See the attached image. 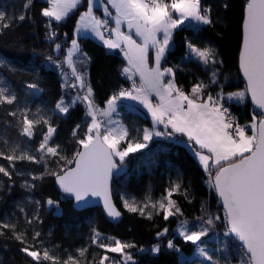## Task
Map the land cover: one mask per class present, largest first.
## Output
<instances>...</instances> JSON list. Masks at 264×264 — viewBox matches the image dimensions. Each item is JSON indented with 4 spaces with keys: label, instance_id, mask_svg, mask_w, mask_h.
<instances>
[{
    "label": "snow or ice",
    "instance_id": "obj_1",
    "mask_svg": "<svg viewBox=\"0 0 264 264\" xmlns=\"http://www.w3.org/2000/svg\"><path fill=\"white\" fill-rule=\"evenodd\" d=\"M46 3L47 6L41 10V15L47 18L46 27L50 29L46 38L55 41L57 33L52 29L53 23L66 21L84 0H46ZM30 4L31 0H26L25 8ZM97 5L105 18L95 15ZM227 6L224 5L225 8ZM13 19L22 22L26 16L7 18L5 12L0 11V34L12 26ZM110 20L114 22V27L110 26ZM213 23L212 7L204 5L202 0H87L86 10L79 15L75 35L91 33L107 49H119L127 61L122 74L131 81L130 87L121 88L111 95L104 108H100L95 103L94 91L87 77L91 57L82 52L74 38L63 63L71 66L75 82L68 85L66 80L65 87L70 86L79 91L70 102L61 98L55 108L66 116L76 103L86 106L85 115L90 117L86 131L82 137H78L77 125L72 133L78 145L77 150L69 158L63 146L53 141L57 128L51 123V118H46L40 110L33 114V118H29V110L25 109L21 112L22 135L32 139L37 126H46L34 150L38 155L28 150L17 155V148L5 142L7 150H0V158L9 161L13 169L14 161L44 164L47 173L55 177L60 190L71 197L78 208L87 207L91 203L90 197L99 198L106 214L119 219L122 214L113 203L112 181L114 176L123 171L126 159L131 154L147 149L154 138L184 144L198 158L207 174L209 187L222 203L227 225L225 234L234 236L238 242L236 264H264V0L246 2L239 55V67L246 81L243 90L225 93L220 85L219 73L212 67L209 84L199 81L190 91H185L177 85L176 69L164 65L174 46V34L181 25L199 31L200 25ZM185 46L189 58L205 67L223 63L213 47H198L189 40L185 41ZM60 49L61 45L55 43L54 50ZM74 56L78 57L83 70L77 71ZM47 60L60 66L52 56H48ZM210 84L218 85L220 91L215 95L208 92ZM27 87L39 88L34 83H29ZM249 98L259 111L252 113L251 122L242 125L230 112L226 101L243 103ZM16 100L15 92L0 87V106L11 105ZM120 100L134 101L143 106L151 118L152 127L135 129L137 135L130 138L129 127L119 118ZM126 107L136 111L134 105ZM8 114L16 116L17 112ZM52 158H55L58 171L48 170V161ZM0 174L11 180L13 172L0 166ZM31 179H43V175H32ZM23 186L30 191L35 188V184L27 181ZM174 193H181L179 182L166 189V194L159 200L153 201L149 196L145 201L137 202L134 197H122L123 206L128 212L138 213L149 220L154 215H162L167 221L171 217L183 216L177 201L172 198ZM182 194L188 198L186 190ZM45 203L49 208L60 210L59 201L49 198ZM198 219L202 223L193 229L189 228L186 220H181L179 235L185 242L197 245L199 255L210 264H221L205 247L200 246L221 217L206 213ZM25 220L29 226L34 221L42 222L39 214L31 219L25 217ZM3 229L11 230L14 238L26 245L21 251L37 261V264L41 260L62 264L59 256L50 254L51 249L44 248L41 251L34 244H28L26 230L17 232L15 223L0 221V235H3ZM167 232L165 228L157 236ZM40 235L39 231H33L32 240L36 241ZM90 239L105 253L93 264H135L132 253L126 251L135 247L134 244L102 236L95 228ZM106 240L109 242L106 243ZM167 247L174 249L176 246L172 240H168ZM87 250V247L76 249L79 257H85ZM160 250L159 245L152 249L156 254ZM107 253L119 254L121 259L112 260ZM63 264L84 262L69 253ZM224 264H231V261L225 259Z\"/></svg>",
    "mask_w": 264,
    "mask_h": 264
},
{
    "label": "trees",
    "instance_id": "obj_2",
    "mask_svg": "<svg viewBox=\"0 0 264 264\" xmlns=\"http://www.w3.org/2000/svg\"><path fill=\"white\" fill-rule=\"evenodd\" d=\"M25 2L26 0H0V11H4L7 18L26 16L22 22L13 19L12 26L0 34V81H3L0 87H7L17 96L13 104L0 106V150H7L5 148L7 142V145L17 148V155L25 150L38 155L34 150L39 144L42 133L46 131V126L43 124L37 126L34 129V137L29 139L21 133V112L28 109L29 118H33V114L40 110L46 118H51V123L57 128L53 141L60 143L64 153L71 158L78 148L72 136L73 130L79 125L77 136L82 137L90 117L85 115L86 106L83 103L72 106L66 116L59 114L55 105L61 98L70 102L79 91L70 86L65 87L66 80L67 84L71 85L75 79L73 76H66L71 70L62 61L75 38L78 18L86 10L87 0H84V3L65 22L53 23L52 29L57 33L55 41L46 38L50 29L46 27L47 18L41 15L42 8L47 6L46 0H31L27 8ZM246 2L247 0H202L204 5L212 7L214 23L199 26V31L187 26L176 30L173 49L167 55L164 65L176 69L178 86L190 91L199 81L209 84L212 67H215L225 93L226 89L237 85L245 88L239 73L238 59ZM225 4L228 5L227 8L224 7ZM97 11L103 16L102 9ZM186 40L192 41L198 47L215 48L223 63L205 67L189 58L185 46ZM78 42L82 52L91 57V62L87 66L88 81L94 91L95 103L100 108H104L111 95L128 85V81L121 76L122 68L127 66V61L120 51H110L90 37H80ZM55 43L61 45L59 54L54 50ZM48 56L60 62V66L57 67L62 72L49 65ZM75 67L77 71L83 70L79 60H76ZM29 83L37 84L39 88L30 89L27 87ZM207 91L215 95L220 91V87L210 84ZM79 94L83 95V92ZM226 103L236 118L242 122H250L248 114L252 107L248 99L243 103L236 101L230 103L226 101ZM127 105L130 104L121 102L118 112L119 118L130 129V138L137 135L135 129L152 127L151 118L144 109L134 105L136 111H131L126 107ZM11 111H16L17 115H9ZM176 150L180 155L169 160V165L166 166L167 182L168 188L175 182L181 184V193H174L172 198L177 201L183 216L171 217L166 221L162 215H154L153 219L149 220L138 213L128 212L122 205L120 193L128 191L133 180L140 182L143 177L157 175V156L170 155ZM186 152L184 147H175L173 142L157 138L153 139L147 149L131 154L126 159L123 171L115 176L113 182L115 203L124 214V219L118 225L108 222L100 208L76 211L73 208V201L59 193L55 185V177L47 173L44 164H35L27 160L14 161L15 169H13L9 161L0 158V166L13 172L11 180L0 174V221L15 223L17 232L26 230L28 244H34L41 251L44 248L51 249L50 254L59 256L62 264L69 253L76 256L78 248L87 247L86 255L92 256L93 247L90 237L94 228L102 235L134 244L135 247L126 251L132 253L135 264H178L171 253L182 255L187 262L198 247L191 242H185L178 234L177 227L180 221L186 220L189 227L196 228L202 223L198 218L208 213L219 215L221 220L216 222L215 227L202 242L207 241L218 246L222 242L223 247L219 251L221 256H225L231 263L237 262L232 257V249L238 243L230 235L225 234L227 225L224 222V211L219 205L215 191L209 187L203 168L198 166L190 155V160L184 158ZM48 170L58 171L55 158L48 161ZM32 175H43V179L32 180ZM25 181L35 184V188L30 191L24 187ZM185 190L188 193L187 199L182 194ZM49 198L59 201V211L49 208L45 203ZM36 214H39L42 222L34 221L29 226L25 217L31 219ZM165 228L168 229L167 234L158 237L157 233ZM2 231L0 264H37V261L21 251L26 245L16 240L11 230ZM33 231L41 233L36 241L32 240ZM168 240L173 241L176 246L174 249L167 247ZM155 245L164 246L160 248L158 254L152 251ZM102 254H105L104 251ZM107 255L112 260L121 259L116 253H107ZM39 264H50V262L41 260Z\"/></svg>",
    "mask_w": 264,
    "mask_h": 264
},
{
    "label": "rangeland",
    "instance_id": "obj_3",
    "mask_svg": "<svg viewBox=\"0 0 264 264\" xmlns=\"http://www.w3.org/2000/svg\"><path fill=\"white\" fill-rule=\"evenodd\" d=\"M98 9H101L99 7V5H97V7L94 9L95 15L97 17H99V18H104V16H101L100 14H98V11H97ZM76 10H74L72 13H70V15H72ZM109 23H110V26L114 27V22L113 21L110 20ZM200 26H203V25H200ZM181 27H185V25H181ZM80 37H90V38L96 40L97 42L102 43V41H100L98 38H96L91 33H85V34H81L79 36H76L75 35V39H77V42H78V39ZM78 44H79V42H78ZM71 47H72V44L68 48V50ZM79 47H80V44H79ZM113 51H120V50L119 49H114ZM55 52H56V54H59L61 52V49L59 51H55ZM64 60L62 61V63L64 62ZM73 60L76 63V60H78V57L74 56L73 57ZM59 63L60 62H58V64ZM49 65L52 68H55V69H57L59 71L57 65H54L51 62L49 63ZM66 66L69 67L70 70H71V71H69L66 74V76L67 77L73 76L72 75V68H71V66H69L68 64H66ZM59 72H62V70L60 69ZM121 102H128V104L129 103H135L136 106H139L142 109H144L143 106L137 104L134 101L120 100L119 101V105L121 104ZM144 110L147 112L146 109H144ZM57 112H58V110H57ZM59 114H61V113H59ZM61 115L62 116H65L63 114H61ZM154 139H156V138H154ZM188 149H189L188 150L189 152L187 151L186 154H184V158L190 160V158H189V155H190V157L195 161V163H199L198 158L194 155L193 151L190 148H188ZM178 155H180V153H178L177 150L174 151V153H172L170 155H158L157 156V161H158V173H157V175H155L153 177H143L140 182H136V180H133V182L131 183L130 188L128 189V191H124V192H121L120 193L121 201H122V197L123 198H133L134 197L137 202H143V201L146 200V197H149V196L151 197V199L153 201L159 200L161 197H163L166 194V189H168V182H167V180H168V173H167V170H166V166L169 165L168 164L169 163L168 162L169 160L177 158ZM191 162L193 163V165H195V163L193 161H191ZM122 205H123V201H122ZM189 228L190 229H193L191 227H189ZM177 232H178V227H177ZM178 234H179V232H178ZM102 236H105V235H102ZM105 237H110V236H105ZM105 242L107 243L109 241L106 240ZM91 245L93 247L92 256H90L91 258L88 257L86 255V253H85V257H79L78 256V253L74 257H76L77 259H79L82 262H84V264L93 263L92 261L98 262L99 259H100V257L103 255L102 254V251L103 250L100 249L99 247H97L96 245H94L92 242H91ZM200 246L205 247V249L209 252L210 255H213L216 259H219L222 264H224V261H225L226 257L225 256H221V254L219 253L220 248L223 247V243L222 242H221L220 246H218L215 243H209L207 241H204V242H202V244ZM163 247H164L163 245L160 246L161 249ZM232 252H233V256L232 257H234V260H237L238 259L237 246H234V248L232 249ZM171 255L175 258V260L177 261L178 264H210L209 261L205 260L203 257H201L199 255L198 247H197V251L195 252V254L192 257H190L187 262L184 261L182 255H174L173 253H171ZM106 264H107V262H106ZM231 264H236V262H232Z\"/></svg>",
    "mask_w": 264,
    "mask_h": 264
},
{
    "label": "water",
    "instance_id": "obj_4",
    "mask_svg": "<svg viewBox=\"0 0 264 264\" xmlns=\"http://www.w3.org/2000/svg\"><path fill=\"white\" fill-rule=\"evenodd\" d=\"M244 17H245V12H244ZM242 25H243V24H242ZM242 36H243V31H242ZM241 47H242V43H241ZM240 51H241V49H240ZM239 55H240V54H239ZM238 68H239V73H240V76H241V78H242L243 84L246 86V81H245V79H244V77H243V74H242V72H241V70H240V67H239V59H238ZM248 101H249V103H250L252 109H253L255 112L258 113L259 110L255 108V106L252 104L250 98L248 99ZM114 178H115V176H114ZM114 178H113V181H112V198H113V203L116 205V203H115V199H114V195H113V182H114ZM55 185H56V188H57V190L59 191V193H60L61 195H63L64 197H66V198H68V199H70V200L73 201V208H74L76 211H79V212H80V211L89 210V209H92V208H100V209L102 210V212H103L104 217L106 218V220H107L108 222H110L111 224H114V225H118V224H120V223L122 222V220L124 219V214H123V213L121 212V210L117 207V205H116L117 209H118V210L121 212V214H122L121 217H120L119 219H113V218L109 217V216L106 214V211H105V209H104V207H103V202H102L101 200H99V198L90 197L89 200L91 201V203H90L87 207H84V208H78V207L75 205L74 200H73L71 197H68L66 194H64V193L60 190L59 186H58L57 183H56V180H55ZM215 194H216V193H215ZM216 198H217V200H218V202H219L220 207L223 209V207H222V203H221V201L219 200L217 194H216ZM223 211H224V210H223ZM230 236H231V235H230ZM231 237L233 238V240H234L236 243H238V242L236 241V239H235L234 236H231Z\"/></svg>",
    "mask_w": 264,
    "mask_h": 264
},
{
    "label": "crops",
    "instance_id": "obj_5",
    "mask_svg": "<svg viewBox=\"0 0 264 264\" xmlns=\"http://www.w3.org/2000/svg\"><path fill=\"white\" fill-rule=\"evenodd\" d=\"M101 44H103V43H101ZM109 50V49H108ZM111 51H113V50H111ZM244 88L242 87V86H240V85H237V86H234V87H231V88H228V89H226V93H230V92H236V91H240V90H243ZM130 105H136L135 103H129ZM253 112H255L252 108H251V110H249V114H248V118H249V120H250V122H251V119H252V113ZM157 139V138H156ZM179 139H181V140H183L184 138L183 137H180ZM178 146H180V147H184L187 151L189 150L188 148L189 147H186L184 144H178V145H176L175 147H178ZM189 152V151H188ZM198 166H200V167H202L199 163H196Z\"/></svg>",
    "mask_w": 264,
    "mask_h": 264
},
{
    "label": "built area",
    "instance_id": "obj_6",
    "mask_svg": "<svg viewBox=\"0 0 264 264\" xmlns=\"http://www.w3.org/2000/svg\"><path fill=\"white\" fill-rule=\"evenodd\" d=\"M105 18V17H104ZM121 76L124 78V79H126L127 81H128V85L127 86H124L123 88H129L130 87V85H131V81L130 80H128L127 79V77L125 76V75H123V74H121ZM227 104V103H226ZM228 105V104H227ZM230 112H231V110H230ZM232 113V112H231ZM238 119V118H237ZM239 120V119H238ZM239 122L243 125V124H245V123H247V122H242L241 120H239ZM180 137H178V139H179ZM165 141H167V142H173L174 143V146H176V145H178L175 141H173V140H169V139H165ZM205 175H206V177H207V174L205 173Z\"/></svg>",
    "mask_w": 264,
    "mask_h": 264
}]
</instances>
